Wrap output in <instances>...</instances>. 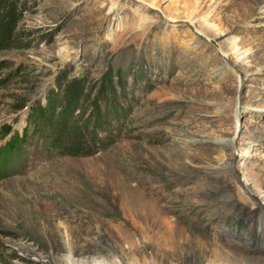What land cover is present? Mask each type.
Returning a JSON list of instances; mask_svg holds the SVG:
<instances>
[{"label":"rangeland","instance_id":"1","mask_svg":"<svg viewBox=\"0 0 264 264\" xmlns=\"http://www.w3.org/2000/svg\"><path fill=\"white\" fill-rule=\"evenodd\" d=\"M24 1L28 47L0 51V264H264V0ZM62 79L121 128L89 155L29 124Z\"/></svg>","mask_w":264,"mask_h":264},{"label":"trees","instance_id":"2","mask_svg":"<svg viewBox=\"0 0 264 264\" xmlns=\"http://www.w3.org/2000/svg\"><path fill=\"white\" fill-rule=\"evenodd\" d=\"M25 10L24 0H0V51L28 47L25 42L29 41L30 34L22 27V12ZM16 72L14 70L13 74ZM84 83L76 79H62L59 88L49 93L45 105H36L28 119L29 124L35 127L33 135L43 137L48 145L62 155H89L97 149L95 145L101 142L97 136L99 130L109 132L111 128L121 129L108 120L107 111L98 110L95 102L103 90L98 91L95 98L90 87ZM26 100V97L18 98L13 108L22 109ZM9 128L10 125L3 127L0 140L6 136ZM27 134L28 128L21 135L12 134L5 143L9 147L8 153L19 151L18 145L22 144Z\"/></svg>","mask_w":264,"mask_h":264},{"label":"bare ground","instance_id":"3","mask_svg":"<svg viewBox=\"0 0 264 264\" xmlns=\"http://www.w3.org/2000/svg\"><path fill=\"white\" fill-rule=\"evenodd\" d=\"M242 61H244V59H240V60H239V62H242ZM245 187H246L247 189H249L247 185H245Z\"/></svg>","mask_w":264,"mask_h":264}]
</instances>
